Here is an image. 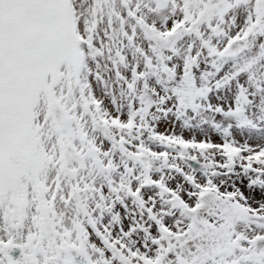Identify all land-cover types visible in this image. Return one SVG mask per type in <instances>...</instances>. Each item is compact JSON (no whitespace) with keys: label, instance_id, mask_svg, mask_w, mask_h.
<instances>
[{"label":"snow or ice","instance_id":"6c2138e0","mask_svg":"<svg viewBox=\"0 0 264 264\" xmlns=\"http://www.w3.org/2000/svg\"><path fill=\"white\" fill-rule=\"evenodd\" d=\"M0 264H264V0H0Z\"/></svg>","mask_w":264,"mask_h":264}]
</instances>
